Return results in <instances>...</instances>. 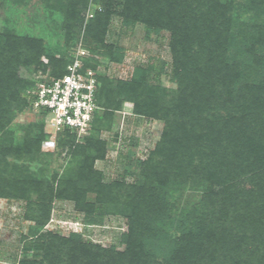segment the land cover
<instances>
[{
	"label": "trees",
	"instance_id": "16d2710c",
	"mask_svg": "<svg viewBox=\"0 0 264 264\" xmlns=\"http://www.w3.org/2000/svg\"><path fill=\"white\" fill-rule=\"evenodd\" d=\"M43 1L62 14L66 46L83 26L84 47L113 61L122 55L105 41L113 14L127 27L142 23L148 35L168 32L175 86L160 83L151 64L129 79L97 74L88 133L78 141L63 129L44 151L46 113L26 124L14 117L32 108L31 73L62 76L73 57L0 25V198L23 201V218L33 222L34 254L16 264H264V0H107L86 21L91 0ZM239 9L252 15L242 19ZM125 102L163 126L132 181H106L95 167L107 154L100 133ZM62 150L68 161L49 171ZM55 200L72 202L90 223L121 216L122 248L44 231Z\"/></svg>",
	"mask_w": 264,
	"mask_h": 264
},
{
	"label": "rangeland",
	"instance_id": "374dc122",
	"mask_svg": "<svg viewBox=\"0 0 264 264\" xmlns=\"http://www.w3.org/2000/svg\"><path fill=\"white\" fill-rule=\"evenodd\" d=\"M106 1L91 0L85 9L84 21L93 15L94 10L104 8ZM112 5L113 9H119L115 1ZM239 14L242 19H248L252 12L239 9ZM61 22L60 11L53 10L43 0L0 2L1 26L6 24L18 33L40 37L46 46L55 50L62 49L72 57L79 47L88 51L84 47L83 26L74 44L66 46ZM168 38L169 34L166 31L158 35H148L142 23H136L133 27L124 26L121 18L113 14L105 41L113 47L120 48L121 57L113 61L88 52L90 57L97 60L95 69L97 74L107 75L112 79H129L137 66L151 64L153 70L159 71L160 83L173 87L174 82L168 77L170 70ZM27 73L28 71L25 72L26 75ZM35 75L36 73H31L32 77ZM131 108V103L125 102L123 108L115 113L111 128L100 133L101 138L106 141L107 154L104 160L95 162V167L103 172L106 181L120 176L132 181L134 179L132 173L137 171V160L145 159L159 138L163 122L135 115ZM14 118V124H26L36 121L38 113L28 108ZM46 129L51 128L46 126ZM68 159L63 150L60 156H52L49 159V171L61 169ZM23 212V201L0 198V264H16L21 257L25 255L30 257L34 254V249H29L31 245L29 229L33 222L24 219ZM125 229V220L119 215L108 214L97 218L95 222H87L83 214L74 210L73 203L65 200L53 202L50 218L43 227L44 231L61 235H68L70 232L81 233L85 239L103 246L116 245L119 249L122 248L118 243L119 237Z\"/></svg>",
	"mask_w": 264,
	"mask_h": 264
},
{
	"label": "built area",
	"instance_id": "2783aa9c",
	"mask_svg": "<svg viewBox=\"0 0 264 264\" xmlns=\"http://www.w3.org/2000/svg\"><path fill=\"white\" fill-rule=\"evenodd\" d=\"M88 56L89 52L79 47L62 76L38 72L34 76L35 85L27 91L34 113L44 111L47 127L51 128L50 137L41 143L44 151L54 149L55 135L63 129L75 133L78 141L88 133L94 112L99 108L95 99L97 72L84 68L83 57Z\"/></svg>",
	"mask_w": 264,
	"mask_h": 264
}]
</instances>
